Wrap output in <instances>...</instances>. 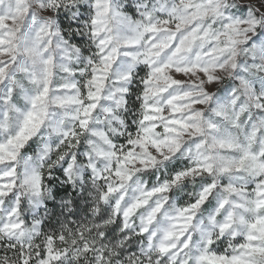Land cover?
Returning a JSON list of instances; mask_svg holds the SVG:
<instances>
[{
	"label": "snow or ice",
	"instance_id": "obj_1",
	"mask_svg": "<svg viewBox=\"0 0 264 264\" xmlns=\"http://www.w3.org/2000/svg\"><path fill=\"white\" fill-rule=\"evenodd\" d=\"M39 8L49 17L54 10L59 28L37 15L31 0H0V128L23 120L18 131L0 141V164L15 162L21 151H27L25 146L49 118L57 68L65 73V83L55 89L54 102L61 107L81 106L78 123L84 130L88 117L100 107L108 80L121 73L127 79L126 73L141 64L136 104L141 116L122 161L154 165L153 152L179 155L183 138L190 136L183 166L179 161L171 166L172 175L147 195L169 192L170 185L189 177L197 184L195 198L159 237L151 226L160 205L143 222L140 232L145 241L156 237L155 250L162 258L158 264H264V88L257 86L258 77H242L244 96L234 92L227 103L217 104L212 119L198 110L214 99L203 81L184 84L179 78L203 76L211 85L216 82L213 73L228 67L237 75L264 70V0H239L236 7L228 0H88L86 6L76 0H40ZM70 12L77 27L86 28L95 41L96 56L80 62L79 68L82 41H68L62 32L71 27L64 23ZM241 45L251 56L244 69L235 63ZM121 53L131 62L127 69L120 67ZM27 82L36 90L24 88ZM21 94L25 96L22 116L16 103ZM121 166L127 169L123 162ZM16 173L10 167L0 174V198H12L8 190L16 187ZM113 174L122 181L131 179L127 171ZM39 179L34 178L37 186ZM143 204L138 201L127 208L124 217ZM18 211H0L4 216L0 232L22 229L26 217L18 220ZM203 212H208L206 222L199 219ZM12 251L19 264H64L68 255L54 237L40 250L13 245ZM6 260L0 257V264Z\"/></svg>",
	"mask_w": 264,
	"mask_h": 264
},
{
	"label": "clouds",
	"instance_id": "obj_2",
	"mask_svg": "<svg viewBox=\"0 0 264 264\" xmlns=\"http://www.w3.org/2000/svg\"><path fill=\"white\" fill-rule=\"evenodd\" d=\"M31 2L36 6L37 15H43L45 20L59 28L54 10L53 16L49 17L46 12L40 11V0ZM228 2L232 7L239 4V0ZM76 3L86 6L88 0H76ZM64 23L71 25L62 29V32L67 33V40L73 43L82 41L77 61L79 68L80 62L96 56L95 41L86 28L77 27L78 21L71 12ZM79 23L83 25L84 21ZM73 33L76 34L75 39ZM129 63L121 53L120 67L127 69ZM235 63L239 69L251 63L245 45L240 46ZM141 67L143 65L135 64L126 73L127 79L123 78L125 73H121L108 80L100 107L88 117L89 124L84 130L80 129L78 123V108L81 106L61 107L54 102L53 98L57 95L55 89L65 83V73L57 68L53 97L48 103L49 118L32 136L29 145L25 146L27 151H21L15 162L4 161L0 164V174L10 170V167L17 170L16 187L8 190L12 198H0V211L20 209L16 213L17 219L23 221L26 217L24 226L17 232H0V257H7L5 264H19L16 252L12 251L13 245L40 250L41 246L47 244L49 237L55 238L60 250H68L64 264H158L162 259L155 250L156 237L166 231L174 223L180 209L195 198L197 184L189 177L170 185L169 192L154 197L147 194L172 175L171 166L178 161L183 166L188 159L192 137L183 138L184 150L179 155L172 156L166 152L161 156L153 152L154 165L122 161L128 138L134 135L131 130L138 128L141 116V109L136 107L143 75ZM261 73L264 70L250 74L240 71L237 75L235 69L228 67L213 73L216 82L211 85L203 76L179 78L184 84L203 81L205 91L214 99L198 110L215 119L217 104L227 103L234 92L244 96L240 82L242 77H258L257 86L264 88V74ZM17 75L22 78L19 73ZM84 80H87V75ZM23 87L36 90L31 82ZM119 89H125L126 92L121 93ZM174 91L179 92V89ZM72 94H76L75 90H72ZM16 103L22 116L25 96L18 95ZM22 125L21 118L9 122L6 128H0V141L13 135ZM122 162L127 165V169L121 166ZM114 171H127L131 179L122 181L113 174ZM36 176L40 177L38 186L34 180ZM138 201L144 202L143 206L125 218L124 211ZM157 205L161 206V211L153 217L151 226L156 237L146 242L140 229L145 226L144 220ZM207 216L208 212H203L199 219L206 222ZM0 219H4V216L0 215ZM85 246L91 250L86 252Z\"/></svg>",
	"mask_w": 264,
	"mask_h": 264
}]
</instances>
